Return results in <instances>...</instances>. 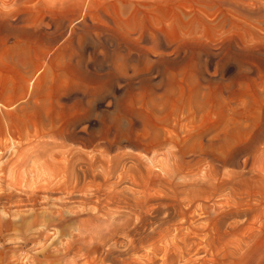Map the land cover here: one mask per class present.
Returning a JSON list of instances; mask_svg holds the SVG:
<instances>
[{
  "label": "rangeland",
  "instance_id": "obj_1",
  "mask_svg": "<svg viewBox=\"0 0 264 264\" xmlns=\"http://www.w3.org/2000/svg\"><path fill=\"white\" fill-rule=\"evenodd\" d=\"M129 142L188 183L153 195L237 211L200 262L264 264V0H0V264H68L49 193Z\"/></svg>",
  "mask_w": 264,
  "mask_h": 264
},
{
  "label": "bare ground",
  "instance_id": "obj_2",
  "mask_svg": "<svg viewBox=\"0 0 264 264\" xmlns=\"http://www.w3.org/2000/svg\"><path fill=\"white\" fill-rule=\"evenodd\" d=\"M128 144L136 151L133 150L135 156L130 153L116 155L106 162L85 161L73 170L69 182L50 191L49 194L56 193L62 198L58 211L43 217L68 215L65 219L69 226V241L65 246L66 254L70 255L68 264H156L153 257L157 254H161L157 264H174L176 260L183 264H205L197 257L205 256L206 246L216 244L238 228L231 221L238 217L237 211L226 205L221 210L213 206L188 207L175 198L153 195L156 186L173 182L170 171L162 170L164 177L151 179L152 162L147 158L149 167L142 174L140 163L145 151H138L136 143ZM126 184L130 186L121 188ZM186 184L179 180L169 185L176 188ZM214 190L223 191V184ZM41 201L48 204L47 196L43 195ZM195 213L204 215L208 222L203 230L193 227ZM167 241L174 242L172 255ZM156 244L159 246L151 257L143 254L139 259L133 258L144 246ZM232 254L226 251L224 259Z\"/></svg>",
  "mask_w": 264,
  "mask_h": 264
}]
</instances>
